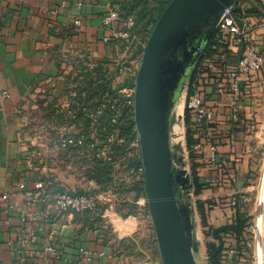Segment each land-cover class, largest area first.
<instances>
[{
	"label": "crops",
	"instance_id": "crops-1",
	"mask_svg": "<svg viewBox=\"0 0 264 264\" xmlns=\"http://www.w3.org/2000/svg\"><path fill=\"white\" fill-rule=\"evenodd\" d=\"M109 1L112 0H0V264H125L123 255L116 256L104 245L102 233L84 227L85 221L77 214H64L55 222L58 233L53 237L57 248L54 257L46 250L51 223L43 222L36 242L21 246L18 241L19 217L25 207L19 184L25 182L32 189L38 180L56 175L54 166L41 163L35 155L32 129L40 119L39 100L48 93L59 99L66 97L75 78L72 61L117 57V44L103 40L111 34L104 22ZM237 6L256 22L255 38L259 48L264 49V8L257 0H238ZM241 51L230 52L233 63ZM220 80H205V93L210 94L206 101L215 109L216 117L209 134L203 129L196 135L202 141L208 134L217 150L216 160L212 161L204 145L198 149L202 157L198 177L205 184L198 198L212 201L207 214L213 228L235 220L236 207L231 206L230 197L241 192L248 200L254 187L252 172L260 166L258 204L264 208V75L241 77L236 122L231 120L232 95L220 93ZM62 179L64 182L55 178L57 188L72 190ZM4 194L9 195L8 199H3ZM42 207L38 204L33 210L40 211ZM263 208L256 219L259 255H263L264 246ZM134 225L129 219L120 223V236L131 232ZM224 239V253L239 250L235 235L226 234ZM81 247L96 255L89 262L83 260ZM101 252L104 255L98 254ZM239 253L224 257L230 258V264H245Z\"/></svg>",
	"mask_w": 264,
	"mask_h": 264
},
{
	"label": "built area",
	"instance_id": "built-area-1",
	"mask_svg": "<svg viewBox=\"0 0 264 264\" xmlns=\"http://www.w3.org/2000/svg\"><path fill=\"white\" fill-rule=\"evenodd\" d=\"M262 8H264V0H257ZM109 11L104 18L105 24L111 29V34L103 38L104 42H115L118 40H127L132 35V28L135 25L133 18L124 19L112 4L108 3ZM77 25H81V20L76 21ZM256 22L247 14V11L238 8L237 3L226 8L219 17L217 27L212 35L211 50L214 52L213 57L203 58V63L198 66L196 74L191 81L188 78L185 82L183 91L186 92L184 101V110H188L191 117V127L199 133L203 129L208 130V134L215 122L216 112L206 101L204 89L201 85L210 78H220L219 91L220 93H229L232 95L231 105L233 107L231 120L236 122L239 120L238 101L242 96L241 77L250 76L252 74L264 75V49L259 48L256 40ZM132 46L130 42L125 47L129 49ZM242 50V51H241ZM241 55L236 63L231 61L230 52ZM201 55L205 53V49H200ZM143 55V54H142ZM201 57V56H200ZM206 57V56H204ZM142 56L137 60L117 64V91L115 94L109 95L100 102L95 110L90 114L92 119L97 115L102 114L105 108H111L113 112V121L121 118L123 121L128 118H136V77L141 65ZM120 79V80H119ZM119 84H121L119 86ZM72 96L75 97V94ZM73 97V98H74ZM72 104L77 107L83 103H78L75 99L68 96L59 99L58 105L61 110H67ZM68 114L73 115V112ZM137 129V126H136ZM56 145L60 150L68 155V150L72 146H83L86 143L87 136L76 129L75 124H63L57 127ZM138 132V131H137ZM206 135L204 140L200 141L196 147L201 146L207 148V157L215 161L217 150L215 144ZM94 138V135L92 136ZM124 137L120 135L119 127L112 129L104 144L99 143L98 139H94L91 147H97L96 155L105 161L113 160L114 155L110 151V146L114 142L121 144L124 142ZM44 135L36 133L34 136L35 155L37 160L44 162L42 158L43 151L37 148L45 146ZM135 147L141 150L139 134L131 140L130 148ZM135 152H130L129 155H134ZM66 155V157H67ZM118 160V157H117ZM31 166L34 161H29ZM118 164V163H117ZM70 167V165H69ZM56 169V168H55ZM142 174L144 168L141 167ZM136 174V168L132 170ZM58 183L53 176H46L35 183L34 188L27 187L25 182H21L19 187L24 195L25 207L21 211L20 221V236L18 241L21 246L37 241L40 231L42 230L43 222L51 223L50 243L47 244L46 250L51 256L57 255V248L53 241V237L58 233V228L55 225L57 219L64 214H77L87 211H93L99 204V197L92 193H74L72 190L64 189L63 191L57 188ZM3 199H8L9 195L4 194ZM244 193L235 192L230 197V204L233 207L246 201ZM41 204L42 210H33L35 205ZM80 253L83 260L89 262L95 255L93 251L81 247ZM237 253V250L229 249L225 254ZM100 256L104 252L98 253Z\"/></svg>",
	"mask_w": 264,
	"mask_h": 264
},
{
	"label": "rangeland",
	"instance_id": "rangeland-1",
	"mask_svg": "<svg viewBox=\"0 0 264 264\" xmlns=\"http://www.w3.org/2000/svg\"><path fill=\"white\" fill-rule=\"evenodd\" d=\"M112 4L118 11H120L124 19L128 17L134 19L135 25L131 30L132 35L127 40H118L114 42V44H117V57L105 58L103 65H98L95 60H86V62H83L82 64L80 61H72V69L73 72H75L73 76L76 77L74 78L76 80H73L74 82L72 86L76 84L77 80L83 81L84 78L83 74L81 75V72L84 68H82V66L86 64L87 66L85 67H87L88 70L85 74H87V77L93 82V88H96V85L100 83L104 84V82L107 81L110 82L113 89H116L118 82L117 64L131 60L138 61L141 56H143L142 54L144 52V48L155 27H153V19L150 20V18H156L157 16V1H152L153 7H157V9L154 10L153 15H148L139 21H137L136 16L142 7V3L136 5L133 0H112ZM159 18H157V21ZM130 42L132 43V46L127 49L125 46ZM199 60L200 58L198 61ZM198 61L191 70L188 81H191L194 78L197 66L199 65ZM205 86H207L205 83L201 85L204 92ZM209 95V93H205V96H207L206 100H209ZM185 98L186 92L183 91L177 101V104L175 105L176 107L173 109L171 116V148L174 155L184 156V167L191 173L194 183L191 197L195 231L194 236L200 243V249L195 253L196 261L198 264H211L212 262L209 259L206 246L207 241L211 240V237L206 235L207 228L203 225L204 218L201 216L196 206V200H198L199 195L194 193L195 179L193 169L195 168V163H199L200 165L202 157L198 152L197 147L190 150L187 146V127L185 122L186 109L184 110ZM208 102L210 103V101ZM65 111L69 113L70 107ZM43 112L42 114H44V118L47 119L45 113ZM41 117L42 115L40 114L39 118L41 119ZM176 123L181 124L183 132L180 134H176V130L178 128H176ZM43 125L45 124H36L33 127L32 132L34 135L36 133L44 135L45 146L43 147L42 154V158L44 160L43 164L47 163L56 168V170L53 171L56 174L53 178L59 177L61 181H63L62 178H64L66 180L65 184L70 186L75 192L92 193L99 197V204L95 210L77 213V215H80V217H82L85 221L84 227L88 226L90 228L97 229L98 232L100 231L102 233L104 245L108 247L109 250H111V252L116 256L117 254L123 255L125 264H163L156 231L148 206L146 192L141 190L137 191L135 189L137 182L140 178H142V171L140 168H144V166L139 165V167L136 168V174L134 175L132 173V169H129V166L125 164L128 159L129 151L135 152L139 159L140 155L142 156V150H137L135 147H131L130 150L125 148L124 151L113 148L114 151L116 150V152H118V155L122 156L123 163L117 165L115 168L111 167L108 169V173H106L104 177L100 175L99 178H96L98 173H95L94 170H92L94 167L90 156H88L86 152H82L80 150L70 151L68 155L65 154L56 145L55 138L51 137L52 130L53 132H56L58 127L57 124H54L49 120L47 126L45 125V127H43ZM88 129L92 130L91 133H95L94 129L90 127H88ZM181 129L179 130L181 131ZM180 137L182 138L179 140ZM198 167L199 166L197 165V174ZM261 167L262 166H260V169H256L252 172L253 174L251 179L254 187L249 192L248 200L244 203L245 205H242L246 208L247 213H250L248 216L249 221L247 231L243 235V240L245 241L244 244L247 248V250H243L242 252V256H244L243 262L245 264H264V246L263 255H259L256 233V219L259 215L260 208L261 210L263 208L259 207L258 204V193L262 170ZM103 173L105 174V172ZM102 178H105V181L102 184L100 183V185L99 182ZM204 202H206V208H209L208 205L211 204L212 201L210 200V203L209 201ZM126 219L135 222V225L131 232H128V234L121 237L117 226H119V224L124 222ZM206 221L209 224L208 214H206Z\"/></svg>",
	"mask_w": 264,
	"mask_h": 264
},
{
	"label": "water",
	"instance_id": "water-1",
	"mask_svg": "<svg viewBox=\"0 0 264 264\" xmlns=\"http://www.w3.org/2000/svg\"><path fill=\"white\" fill-rule=\"evenodd\" d=\"M238 0H172L155 24L136 77V126L144 187L163 264H198L194 186L184 156L171 148V116L200 49Z\"/></svg>",
	"mask_w": 264,
	"mask_h": 264
},
{
	"label": "trees",
	"instance_id": "trees-1",
	"mask_svg": "<svg viewBox=\"0 0 264 264\" xmlns=\"http://www.w3.org/2000/svg\"><path fill=\"white\" fill-rule=\"evenodd\" d=\"M114 1V0H113ZM134 4L138 5L139 3H142V7L137 13V21L141 20L142 18L148 16V15H153L154 10L157 9L158 7V12L156 18L151 17L153 19V27L155 26L157 22V18H159L163 11L165 10L166 6L172 1V0H133ZM152 1H157V7H153ZM135 6V5H134ZM133 10V9H132ZM129 18V17H128ZM127 19V18H126ZM213 41V37L209 41H207L202 48L205 49L206 55L202 54L200 57V60L198 61V66L203 63V58H211L214 55V52L211 50V43ZM206 56V57H204ZM83 62L86 61H80L82 64ZM105 60H96V63L103 65ZM86 64L82 66L84 68L81 72V75L83 74V81L77 80L76 84L72 86L73 82L76 79H73L71 81V86L68 88L66 92V96L75 99L78 103H83L82 106L77 107L75 104H72L70 106V111L73 112V115L68 114L67 111L61 110L60 107L58 106L59 98L58 97H51L50 94L48 93L44 99L39 100V108H40V113L42 115L41 119L37 120L36 124H45L46 126L48 125V122L52 121V123L57 124V126L63 125V124H75L76 129H80L82 133H84L87 136L86 143L83 146H72L69 150L70 151H77L80 150L82 152H86L88 156H90V159L92 161V165L94 168L95 173H98V176L96 178H99V176L106 175L108 173V169L115 168L117 165H120L123 163V158L121 155H118V152L114 149L117 148L124 151L125 148L127 150H130V142L134 138H136L138 132L136 129V122L134 118H128L125 119L124 121L119 118L116 121H113V112L111 108H105L102 114L97 115L95 119H92L90 117V114L95 110L96 106L102 102L105 98H108L109 95L115 94L117 91L116 89H113L110 82H104V84L100 83L96 85V88L92 87L93 82L87 77V74H85L88 70ZM197 66V68H198ZM85 74V75H84ZM76 78V77H75ZM89 79V80H88ZM109 83V84H108ZM121 84H119L120 86ZM75 94V97L72 96ZM109 94V95H108ZM74 97V98H73ZM44 111V112H43ZM45 113V116H43ZM49 118V119H48ZM41 120V121H40ZM40 122V123H39ZM185 122H186V140H187V146L190 150H192L196 145L200 143L199 137H197V132L191 127V117L186 110V116H185ZM43 125V127H45ZM119 127L120 130V135L124 137V142L121 144H117V142H114L110 146V151L114 155L113 160L111 161H105L102 158H99L96 153H97V147L92 148L91 143L92 141L96 138L98 139L100 145L106 143L107 141V136L109 132L112 129ZM88 127L92 128L95 130V133H91L92 130H89ZM94 135V138L92 136ZM52 138H57V132H53L52 130ZM199 139V140H198ZM114 148V149H113ZM196 149V148H195ZM131 151H129L130 153ZM118 157V160H117ZM140 159V160H139ZM137 157V154L134 155H128L127 164L129 166V169H134L140 166H143L142 163V156ZM118 163V164H117ZM104 164V165H103ZM199 166V163H195L194 165V179H195V188H194V193L196 195H200L203 188H204V183L200 181V178L198 177V174L196 173V166ZM103 165V166H102ZM105 172V174L103 173ZM102 173V174H101ZM133 173V172H132ZM134 174V173H133ZM135 175V174H134ZM106 177V176H105ZM144 175L142 174V178L139 179L137 182V186L135 189L137 191H144ZM105 178L101 179L99 184L104 183ZM100 184V185H101ZM60 190V189H59ZM61 191V190H60ZM63 191V190H62ZM74 193H81V192H75ZM207 200H202L198 198L196 200V206L197 210L200 212L201 216L204 218L203 225L207 228L206 230V235L208 237H211V240L207 241V251L209 255V259L211 260V264H230V258L225 259V255L223 253V249L225 247V236L226 234H232L235 235L237 238V248L240 250L238 252L239 255H242L243 250H247L245 246V241L243 240V235L247 231V226H248V213L247 210L244 206L245 204H239L236 206V218L232 223H229L227 225L213 228L211 227L208 222L206 221V202ZM233 264V263H231Z\"/></svg>",
	"mask_w": 264,
	"mask_h": 264
},
{
	"label": "bare ground",
	"instance_id": "bare-ground-1",
	"mask_svg": "<svg viewBox=\"0 0 264 264\" xmlns=\"http://www.w3.org/2000/svg\"><path fill=\"white\" fill-rule=\"evenodd\" d=\"M176 104H177V103H176ZM175 107H176V106H175ZM177 127H178V128H177ZM176 128H177V130H176V134H180V133L183 132L182 129H181V124L176 123ZM179 129H181V131H180ZM181 138H182V137H180L179 140H180Z\"/></svg>",
	"mask_w": 264,
	"mask_h": 264
}]
</instances>
